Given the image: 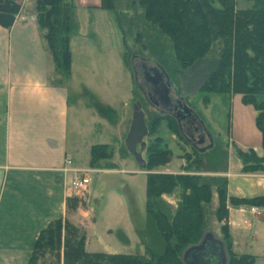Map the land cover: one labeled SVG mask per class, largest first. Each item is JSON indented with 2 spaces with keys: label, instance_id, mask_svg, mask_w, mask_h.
Instances as JSON below:
<instances>
[{
  "label": "trees",
  "instance_id": "1",
  "mask_svg": "<svg viewBox=\"0 0 264 264\" xmlns=\"http://www.w3.org/2000/svg\"><path fill=\"white\" fill-rule=\"evenodd\" d=\"M140 11L139 19L147 25L145 44L153 59L177 87V76L189 74L199 83L197 91L205 94H236L255 112L254 125L264 147V0H250L252 7L237 10L234 0H129ZM99 8L114 12L115 24L126 53L123 20L126 14L115 11V0H100ZM70 0H34L35 23L43 31V40L54 67L67 73L70 63L68 47ZM16 0H0V26L8 28L18 14ZM142 34L136 35L138 38ZM167 118L153 116L156 121ZM147 129V128H146ZM167 149H147L145 171L166 163ZM245 170L264 171V155L249 149L236 150ZM188 170L197 173L203 166L207 172L223 169L225 151L219 146L206 156L191 154ZM111 158L106 145L89 150V167ZM223 171V170H222ZM227 179L215 176L145 175V243L143 256L89 253L84 250V236L78 225L67 219L77 207L79 198L65 200V217L57 218L42 229L31 250L27 264H183L182 253L196 245L208 229V216L217 223L227 217L226 203L236 207H264V196L228 197ZM179 190L175 207L166 204L162 195ZM216 196L211 207L212 195ZM226 264H254L253 257L232 252L227 225H220ZM216 238V237H215Z\"/></svg>",
  "mask_w": 264,
  "mask_h": 264
},
{
  "label": "rangeland",
  "instance_id": "2",
  "mask_svg": "<svg viewBox=\"0 0 264 264\" xmlns=\"http://www.w3.org/2000/svg\"><path fill=\"white\" fill-rule=\"evenodd\" d=\"M26 7L32 11L34 0H26ZM234 7L237 10L249 9L252 2L234 0ZM115 11L126 14L122 26L127 54H124L112 10L86 8L72 9L69 13L74 67L67 88L70 101L74 100V94L81 93V101L83 99L88 104L87 108L91 112L89 117L77 121L81 135H75L74 114L72 110L69 111V125H72L69 138L75 143L106 145L111 151V158L99 161L91 168L87 164L88 153L77 154L78 165L83 164V168H87L83 171L88 181L78 191L69 188L80 202L67 219L81 228L86 252L143 256L146 174L224 177L227 179L228 197L264 196V171H246L236 155V150L249 149L264 155V147L261 148V136L254 125L256 112L251 105L243 103L236 94L200 93L197 91L199 83L192 81L189 74L184 77L179 75L176 79L178 91L202 119L216 145L225 151V167L216 173L207 172L204 166L197 173L188 170L187 165L192 161L190 155L193 153L170 131L168 121L158 120L143 138L145 148L141 158L145 163L147 149L156 145L159 150L167 149L170 154L165 164L151 171L141 170L126 152L123 141L130 122L131 106L135 101L141 102L147 130L152 117H157L134 87L128 66L130 53L150 57L148 50L143 48L148 27L142 24L138 17L140 11L132 7L129 0H115ZM139 33L142 35L138 38L136 35ZM100 123L106 124L105 128ZM161 199L174 208L179 199V190L162 195ZM215 199L213 193L211 207ZM225 207L227 217L221 223H217L212 215L208 216L209 231L214 237L220 238V225H227L232 252L253 257L254 264H264V207H234L229 203ZM250 207L257 213L240 214V208Z\"/></svg>",
  "mask_w": 264,
  "mask_h": 264
},
{
  "label": "crops",
  "instance_id": "3",
  "mask_svg": "<svg viewBox=\"0 0 264 264\" xmlns=\"http://www.w3.org/2000/svg\"><path fill=\"white\" fill-rule=\"evenodd\" d=\"M70 1V11L100 9V0ZM18 17L8 28L0 26V264H27L39 232L65 217L73 171L87 170L76 156L87 152L89 165L94 146L69 138V111L75 135H81L77 121L91 115L81 93L70 101L67 88L74 67L70 14L67 73L54 67L26 0Z\"/></svg>",
  "mask_w": 264,
  "mask_h": 264
},
{
  "label": "flooded vegetation",
  "instance_id": "4",
  "mask_svg": "<svg viewBox=\"0 0 264 264\" xmlns=\"http://www.w3.org/2000/svg\"><path fill=\"white\" fill-rule=\"evenodd\" d=\"M128 66L134 87L143 102L156 112L157 117L167 118L171 122L177 137L188 146L193 154L202 157L215 150L216 143L202 119L187 104L164 71L172 85L167 83V79L161 74L153 59L130 53ZM157 74L159 79H157ZM153 79L156 87H151L146 82Z\"/></svg>",
  "mask_w": 264,
  "mask_h": 264
},
{
  "label": "water",
  "instance_id": "5",
  "mask_svg": "<svg viewBox=\"0 0 264 264\" xmlns=\"http://www.w3.org/2000/svg\"><path fill=\"white\" fill-rule=\"evenodd\" d=\"M155 64L161 74L167 79V83L172 85L163 68L156 62ZM157 77V79H159L158 74ZM146 82L149 83L151 87H156L154 79ZM185 109H187V107H185ZM146 135L147 129L144 123V113L141 110L140 102L135 101L131 106L130 122L123 144L126 152L133 157L134 161L141 170L145 169V163L141 158V152L145 148L143 138ZM181 260L183 264H226L224 244L222 241L215 238L210 231H207L203 234L200 241L196 245L185 249L182 253Z\"/></svg>",
  "mask_w": 264,
  "mask_h": 264
},
{
  "label": "built area",
  "instance_id": "6",
  "mask_svg": "<svg viewBox=\"0 0 264 264\" xmlns=\"http://www.w3.org/2000/svg\"><path fill=\"white\" fill-rule=\"evenodd\" d=\"M19 2H20L19 6H21L23 3V0H20ZM16 19L17 20L21 19L18 17V14H16L14 17V20H16ZM89 172H87V173H89ZM73 173H74V178L70 182V187L72 189L78 191V190L82 189L88 181L87 179L84 178V174L86 172H84V171H73ZM239 210H240V214H249L250 213L251 215H254L255 213H257L253 207H250L249 209L248 208H240Z\"/></svg>",
  "mask_w": 264,
  "mask_h": 264
}]
</instances>
